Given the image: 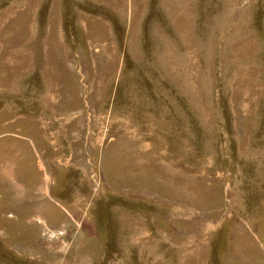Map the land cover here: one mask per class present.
<instances>
[{"label":"rangeland","instance_id":"1","mask_svg":"<svg viewBox=\"0 0 264 264\" xmlns=\"http://www.w3.org/2000/svg\"><path fill=\"white\" fill-rule=\"evenodd\" d=\"M0 264H264V0H0Z\"/></svg>","mask_w":264,"mask_h":264}]
</instances>
